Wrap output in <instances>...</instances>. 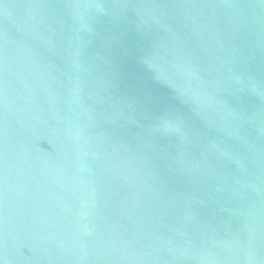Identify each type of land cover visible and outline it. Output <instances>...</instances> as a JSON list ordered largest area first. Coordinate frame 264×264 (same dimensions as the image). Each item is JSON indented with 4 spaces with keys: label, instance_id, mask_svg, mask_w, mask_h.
Here are the masks:
<instances>
[{
    "label": "water",
    "instance_id": "95a60500",
    "mask_svg": "<svg viewBox=\"0 0 264 264\" xmlns=\"http://www.w3.org/2000/svg\"><path fill=\"white\" fill-rule=\"evenodd\" d=\"M0 264H264V0H0Z\"/></svg>",
    "mask_w": 264,
    "mask_h": 264
}]
</instances>
